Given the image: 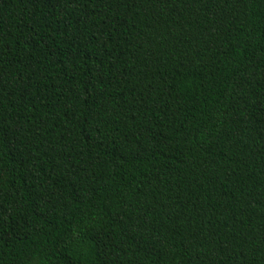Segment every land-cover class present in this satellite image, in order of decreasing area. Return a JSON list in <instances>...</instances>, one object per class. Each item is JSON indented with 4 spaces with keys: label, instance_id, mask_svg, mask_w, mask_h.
Segmentation results:
<instances>
[{
    "label": "trees",
    "instance_id": "trees-1",
    "mask_svg": "<svg viewBox=\"0 0 264 264\" xmlns=\"http://www.w3.org/2000/svg\"><path fill=\"white\" fill-rule=\"evenodd\" d=\"M0 264H264V0H0Z\"/></svg>",
    "mask_w": 264,
    "mask_h": 264
}]
</instances>
